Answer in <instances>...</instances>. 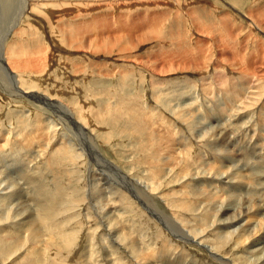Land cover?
Instances as JSON below:
<instances>
[{
	"label": "rangeland",
	"instance_id": "rangeland-1",
	"mask_svg": "<svg viewBox=\"0 0 264 264\" xmlns=\"http://www.w3.org/2000/svg\"><path fill=\"white\" fill-rule=\"evenodd\" d=\"M14 3L9 15L0 12V238L14 236L23 242L6 257L2 251L10 242L0 241L4 244L0 245V264H15L14 259L27 264L32 256L42 258L43 264H77L93 243L98 246L95 260L99 264H186L181 257H156L154 252L164 243L172 244L174 253L184 250L187 264H216L210 246L188 240L169 220H177L185 230L192 227L196 235L209 227L202 225V213L208 208L210 211L231 199L232 207L239 210L243 198L250 194L253 198L252 184L244 178V184L238 183L233 190L220 189L224 170L219 174L212 168L228 167L225 172L236 169L241 171L240 176L242 171V176L249 171L243 168L236 150L218 137L217 129L227 124L236 109L229 105L227 111L224 91L246 87L252 77L242 76L241 70L248 73L246 64L262 57L264 31L253 30L252 19L264 30V0ZM114 34L119 46L106 45ZM164 61L170 66L173 62L187 67H172L169 74L150 69L153 62L162 65ZM3 65L17 78L14 90ZM216 80L222 85L214 86ZM20 88L32 97L21 96ZM260 89L262 92L263 87ZM255 92L252 89L253 94L251 90L245 94V105L255 98ZM218 108L220 111L215 110ZM210 114L215 121L208 118ZM212 128L215 134L211 139ZM226 147L231 151L230 158L223 156ZM184 151L188 152V164L182 172L179 161ZM173 156L176 165H165ZM189 173L185 182L180 181ZM130 181L140 185L132 186ZM56 194H62L64 205L53 217L54 232L46 231V235H38L41 241L34 242L30 235L37 226L16 227L23 226V215L37 209L38 198L43 201ZM186 201L192 206L180 207ZM217 227L206 232L207 240L219 239ZM230 230L235 228L225 232ZM59 233L74 236V246L68 250L64 240L59 246L53 244ZM117 241L125 247L113 255L108 248L118 245ZM131 241L151 249L148 260L142 253L134 258ZM157 252L164 255L161 249ZM232 252L233 256L246 257L244 251Z\"/></svg>",
	"mask_w": 264,
	"mask_h": 264
},
{
	"label": "bare ground",
	"instance_id": "bare-ground-1",
	"mask_svg": "<svg viewBox=\"0 0 264 264\" xmlns=\"http://www.w3.org/2000/svg\"><path fill=\"white\" fill-rule=\"evenodd\" d=\"M15 0H2L1 2V7H0V12L1 14H8L9 15V12H11L15 5L14 3ZM256 5V3H255ZM262 7V6H261ZM255 9V8H253ZM252 9V11H253ZM258 9V8H257ZM264 9V8H263ZM251 11V12H252ZM257 11V10H256ZM261 11V10H260ZM258 12V11H257ZM251 14V13H249ZM253 14V12H252ZM252 14H251V17H252ZM6 16V15H5ZM18 15L15 16V18L13 19L14 21L17 20V17ZM253 16H255V14H253ZM261 16V15H260ZM259 16V17H260ZM263 17V16H261ZM7 18V17H6ZM5 18V19H6ZM253 18V17H252ZM251 18V19H252ZM226 19V18H225ZM255 19V18H254ZM252 19V27H253V30L256 29L257 31H264L263 30V27H259L256 25V22L255 20ZM257 19V18H256ZM261 18L258 20L260 21ZM251 21V20H250ZM263 21H264V18H263ZM251 22V23H252ZM151 22L149 21V24ZM258 23V22H257ZM4 24V23H3ZM6 24V22H5ZM224 24V23H223ZM261 24V23H259ZM263 24V23H262ZM261 24V25H262ZM13 25V24H12ZM4 26V25H3ZM6 26V25H5ZM220 26V25H219ZM239 26V25H238ZM229 27V26H228ZM7 28V26H6ZM5 28V29H6ZM14 28V26L12 27ZM230 28V27H229ZM232 28V27H231ZM241 29V28H239ZM121 30V29H120ZM204 30V28H203ZM230 30V29H229ZM118 31V30H117ZM3 33V32H2ZM120 33V32H119ZM194 33V32H193ZM253 34H255L253 32ZM146 35V34H145ZM151 35V34H150ZM153 35V34H152ZM151 35V36H152ZM204 35V34H203ZM247 35V34H246ZM250 35V34H249ZM258 38H259V35H257ZM154 37V36H153ZM257 38V39H258ZM118 37L116 36V34H114V36H112V39L111 40H108L106 41V45L107 44H112L114 46H119L120 42L117 41ZM120 39V38H119ZM222 40V39H221ZM102 41V39H101ZM128 41V40H127ZM131 41V40H130ZM142 41V40H141ZM220 41V40H219ZM256 41V39H255ZM260 42V40H257ZM2 42V41H1ZM134 42V41H132ZM131 42V43H132ZM136 42V41H135ZM222 42V41H221ZM137 43V42H136ZM216 44H214V46L216 48H219L220 44L218 45L217 42H215ZM219 43V42H218ZM223 43V42H222ZM135 44V43H134ZM4 44H2L3 46ZM102 45V44H100ZM258 45V44H257ZM256 45V46H257ZM214 47V48H215ZM264 47V46H263ZM0 48H1V45H0ZM59 48V47H58ZM122 48V47H120ZM226 48V47H225ZM261 48V47H260ZM125 49V48H124ZM129 50V49H128ZM214 50V49H213ZM64 51V50H63ZM123 51V49H122ZM203 51V50H202ZM216 51V50H215ZM129 52V51H128ZM229 52V51H228ZM108 53V52H107ZM192 53V52H191ZM233 53V52H232ZM236 53V52H235ZM228 54V53H227ZM202 55V53H201ZM225 55V54H223ZM229 55V54H228ZM235 56V54H232ZM237 56V55H236ZM262 56V57H261ZM261 58L257 61V62H248L246 64V68H247V72L248 73H245L244 70H241V74H243L242 76L244 75H247L248 77H252L251 81L248 82V85L246 87L240 85V86H237L236 88H233L232 90H227V91H224V101L226 102V105H231L233 108L235 107V114L233 115H230L229 116V120H227V124L223 127V128H219L217 129L218 133H219V136L222 141L224 139V141L230 146L232 147L233 149H235V154H239L240 156V161L243 162L244 164V169L247 168L248 173L245 175L242 176L243 174V171H242V174L240 176V172L239 170H230V171H226L225 172V169H227L228 167L226 168H218L219 169H215V168H212L213 171H216L218 172L219 174L224 170V172L222 173V179H220V186L219 188H228V189H235L236 187H238V183H243V178L244 180L246 179L247 182L249 183V181L251 182V190H250V193L251 192H254V195H253V198L250 197V195H248L246 198H243V201H244V205H239V210H236L232 207V203L233 201H229V200H225L226 203L225 204H222L219 205V207H215L213 206L212 208H210V211H208V209L202 213V216H203V219H202V225L203 227L204 226H209L208 230L207 228L205 229H201V230H198L196 235H195V231L194 230H191L190 228H188L187 230H185L182 225L183 224H180L179 222H177V220H174V219H170L169 221L175 226L177 227V230L180 234L184 235L188 240L189 239H193L195 240L194 242L196 241H199V245H208L210 246V249H211V253L214 255V261L216 262V264H264V207H262L264 204V97L263 94H264V85L263 86H258L259 82L260 81H264V49L261 51ZM239 56H237L238 58ZM158 58V57H157ZM225 58V57H224ZM229 58V57H228ZM234 58V57H233ZM247 58V57H246ZM201 59V58H199ZM203 59V58H202ZM236 59V58H235ZM158 60V59H157ZM182 60V59H181ZM195 60V59H194ZM218 60V59H217ZM153 61V60H152ZM151 61V62H152ZM155 61V60H154ZM172 61V60H171ZM197 61V59H196ZM195 61V62H196ZM236 61V60H235ZM253 61V60H252ZM165 63H162V65H160L161 63L160 62H153L154 65L152 64L151 68L152 71L154 70H158L159 73L163 74V73H167L169 74L172 67L174 69H177L179 70H182L184 68V65H174L172 64L173 62H171V66L169 63V61H164ZM199 62V61H198ZM229 62V61H228ZM238 62V61H236ZM243 62V61H242ZM241 62V63H242ZM220 63V62H219ZM222 63V62H221ZM183 64V63H182ZM186 64V63H184ZM231 64V63H230ZM240 64V62H239ZM237 65V63H236ZM232 66V64H231ZM242 66V65H241ZM245 66V65H244ZM156 67V69H155ZM187 66H185L186 68ZM216 67V66H215ZM228 67V66H227ZM239 67V66H238ZM184 68V69H185ZM223 68V67H221ZM225 68V67H224ZM240 68V67H239ZM245 68V67H244ZM229 69V68H227ZM233 69H237V67H234L233 66ZM233 69H231V72L233 71ZM241 69V68H240ZM239 69V70H240ZM11 69H8L6 70L4 65H3V71L5 72L4 74L6 76H8L9 78H11L12 80V83H11V87L14 89H16V82H18L16 79V76L15 74H13V72L10 71ZM173 70V69H172ZM185 71V70H184ZM243 71V72H242ZM237 72V71H236ZM240 72V71H239ZM238 72V73H239ZM234 73V72H233ZM232 74V73H231ZM233 75V74H232ZM233 77V76H232ZM236 77V76H235ZM216 79V78H215ZM250 79V78H249ZM0 80H3L2 77H0ZM8 80V79H7ZM222 80V79H221ZM223 81V80H222ZM166 82V81H165ZM264 83V82H263ZM4 84V82H3ZM222 85L221 81L219 80H216V81H213V85L216 86V85ZM262 85V83L260 84ZM19 87V86H17ZM213 87V86H212ZM217 87V89H218ZM262 92H259L262 88ZM2 88V87H1ZM241 88V89H240ZM210 89V88H209ZM216 89V88H215ZM252 89L253 90H256V92L254 93L255 95V98H251V99H248V100H251L253 102L250 101V104L247 102V104L245 105V102H246V98H245V94L247 95L248 94V91L251 90V93H252ZM21 90V93L22 95L21 96H28V98L32 97V96H29L27 95L28 92L26 93L25 90ZM18 91V90H17ZM24 92V93H23ZM200 92V91H199ZM31 93V92H30ZM33 93V92H32ZM239 93V94H238ZM34 94V93H33ZM223 94V93H222ZM250 94V93H249ZM253 94V93H252ZM37 95V94H35ZM168 95V94H167ZM19 96V95H18ZM169 97V96H168ZM25 98V97H24ZM35 98V97H34ZM223 98V97H222ZM241 98V99H240ZM46 100V98H44V96H42V100ZM240 99V100H238ZM44 100V102H45ZM166 100V99H165ZM48 101V100H47ZM170 102V101H169ZM238 102L239 104L237 105ZM161 103H163V101L161 100ZM56 104H58L56 102ZM189 104V103H188ZM187 104V105H188ZM186 105V104H184ZM61 106L63 107L64 110L67 111V108L64 107L62 104ZM189 106V105H188ZM230 106L229 108H227V111L230 112ZM149 110V109H148ZM163 110V109H162ZM216 111H220V109H215ZM197 111V110H195ZM68 112V111H67ZM184 113V112H183ZM211 113V112H210ZM227 113V112H226ZM69 116L71 118L72 117V114L70 112H68ZM214 115V113H211ZM208 117L210 118L212 121H215L216 118H213V115H211ZM260 114L259 117H257V115ZM58 115V114H57ZM219 115V114H218ZM142 116H144L142 114ZM166 116V115H165ZM216 117V115H214ZM220 116V115H219ZM64 117V116H63ZM145 117V116H144ZM153 117V116H152ZM158 117H159V114H158ZM192 117V116H191ZM221 117V116H220ZM190 118V117H189ZM152 119V118H151ZM162 119V118H161ZM167 119V118H166ZM228 119V118H227ZM77 120V119H76ZM147 120V119H146ZM155 120V119H153ZM210 120V121H211ZM220 120V119H219ZM218 120V121H219ZM156 121V120H155ZM157 122V121H156ZM166 122V121H165ZM176 122V120H175ZM221 122V121H219ZM226 122V121H225ZM73 123V122H72ZM77 123V122H76ZM164 123V122H163ZM168 123V122H167ZM178 123V122H177ZM147 124V123H146ZM159 124V123H158ZM162 124V123H161ZM169 125V124H167ZM159 126V125H158ZM157 126V128L159 129V127ZM79 128H81V130L83 129L82 126H78ZM211 127V126H210ZM182 129V128H181ZM197 129V128H196ZM167 130V129H166ZM211 131L209 132L211 135L210 138L212 139V137L214 138V129H210ZM188 132V131H187ZM82 134V133H81ZM198 134V133H197ZM165 135V134H164ZM178 135V134H177ZM176 135V136H177ZM189 135V134H188ZM202 135V134H201ZM222 135V136H221ZM83 136L85 137V135L83 134ZM175 136V137H176ZM179 136V135H178ZM197 136V135H196ZM189 137V136H188ZM193 137V136H191ZM199 137V136H198ZM216 137V136H215ZM151 138V137H150ZM190 138V137H189ZM87 139V138H85ZM196 139V138H195ZM93 140V139H91ZM165 140V139H164ZM180 140V139H179ZM183 141V140H182ZM181 141V142H182ZM190 140H187L186 142H189ZM223 141V142H224ZM28 142V141H27ZM179 142V145L182 147V143ZM191 142V141H190ZM216 142V140L214 141ZM224 142V143H225ZM192 143V142H191ZM211 143V142H210ZM209 143V144H210ZM67 144V143H66ZM88 144H89V141H88ZM175 144V143H174ZM202 144V143H200ZM209 144H207L208 146H210ZM67 145H72V144H67ZM166 146V144H164ZM193 146V144H191ZM90 146V145H89ZM206 146V145H205ZM163 147V146H162ZM187 147V146H186ZM217 147V146H216ZM223 147V146H222ZM159 148V147H158ZM169 147L167 146V149ZM157 149V148H156ZM177 149V148H176ZM190 149V148H188ZM81 150V149H80ZM184 150V149H183ZM186 150V149H185ZM209 150V149H208ZM211 150V149H210ZM84 151V150H83ZM169 151V150H168ZM193 151V150H192ZM212 151V150H211ZM61 152V151H60ZM159 152V151H157ZM234 152V151H233ZM170 153H171V150H170ZM166 154V153H165ZM201 154V153H200ZM208 154V153H207ZM179 155V154H177ZM209 155H212L213 154H209ZM167 156V155H166ZM165 156V157H166ZM223 156H231V151L226 147V151H225V154ZM206 157V156H204ZM214 157V156H213ZM219 157L221 158L222 156L219 155ZM227 158H230V157H227ZM99 159V158H98ZM163 159V158H162ZM172 160L170 161L169 159V162H166L165 165L167 166H170V164H174V166L176 165L175 162L177 161V158H175V156H173V158H171ZM180 159V157H179ZM214 159V158H213ZM216 159V158H215ZM214 159V160H215ZM238 159V158H237ZM101 160V159H100ZM99 160V161H100ZM158 160V159H157ZM164 160V159H163ZM209 160V159H208ZM217 160V159H216ZM166 161V160H165ZM233 161V160H232ZM231 161V162H232ZM101 162V161H100ZM212 162V161H211ZM217 162V161H216ZM229 162V161H227ZM178 163V162H177ZM179 163H181V168L180 170L185 171V165L188 164V152L184 151L181 153V162L179 161ZM215 164V163H214ZM213 164V165H214ZM226 165V163H224ZM218 165V164H217ZM228 165V164H227ZM109 166V165H107ZM151 166V165H150ZM180 164H178L177 167H179ZM229 166V165H228ZM238 166V165H237ZM241 163H240V166L241 167ZM163 167H166V166H163ZM233 167V166H232ZM173 168V167H172ZM234 168V167H233ZM168 169V168H167ZM170 169V168H169ZM209 169V168H208ZM211 169V168H210ZM106 170V169H105ZM243 170V169H242ZM188 172V170H187ZM245 172V170H244ZM120 173V172H119ZM189 174H186L185 176L182 177V182H185L186 181V177L189 176ZM217 175V174H216ZM193 176V175H192ZM126 177V176H125ZM178 178V177H177ZM198 179V178H197ZM133 180V179H132ZM214 180H215V177H214ZM129 181V180H128ZM193 181V180H192ZM132 182V186H138L140 185L138 182H134V181H130V183ZM113 185L114 182H111ZM219 185V184H218ZM208 187V186H206ZM243 187V186H242ZM199 188V187H198ZM205 188V186H204ZM208 188H211V187H208ZM218 188V187H216ZM249 188V189H250ZM146 189V188H145ZM41 190V189H40ZM106 190V189H105ZM108 190V189H107ZM208 190V189H207ZM210 190V189H209ZM221 191V190H220ZM139 192V191H138ZM145 192V191H144ZM205 192V191H203ZM207 192V191H206ZM211 192V191H210ZM217 192H218V189H217ZM61 193V192H60ZM248 193V192H247ZM46 194V193H45ZM43 194V195H45ZM144 194V193H143ZM207 194V193H206ZM203 193V196H205V200L209 201V197L208 195H206ZM223 194V193H222ZM231 194V193H230ZM234 194V193H233ZM141 195V194H140ZM61 196L62 194H56V197L55 198H47L46 200H36V206H37V209L34 211L36 213L33 214L34 212H31V213H28V215H21L23 217V221L20 222L21 225L23 226H18L16 227L17 229H25V227H35L37 226V229H34L33 233H31L30 235V238L32 240H34V242H39L42 240V238H40L38 235H46L44 233H46V231H52V233L54 232V229L55 227H52L54 226V220H53V217L56 216L57 214V210L59 209V211L62 209L63 205H61ZM177 196V195H176ZM234 196V195H232ZM246 196V195H245ZM244 196V197H245ZM220 198H223L221 197L220 195ZM255 198V199H254ZM212 199V198H210ZM185 200V199H184ZM257 201L258 202V206L255 204ZM237 202V201H236ZM254 203V204H253ZM22 204V203H21ZM192 206V203L189 201H186V202H182V205L180 207L182 208H187V207H191ZM208 206H209V203H208ZM210 207V206H209ZM27 208V207H26ZM58 208V209H57ZM61 208V209H60ZM26 210V209H25ZM30 209L27 210V212H29ZM103 210V209H102ZM109 210H110V207H109ZM204 210V208H203ZM31 211V210H30ZM150 211V210H149ZM6 212V211H5ZM17 212V211H16ZM26 212V211H25ZM157 212V211H156ZM24 213V212H22ZM55 215V216H54ZM14 216V215H13ZM20 216V214H19ZM20 216V217H21ZM10 217V216H9ZM18 217V216H17ZM19 219H22L20 218ZM210 219H211V222H210ZM197 220V218H196ZM200 220V219H199ZM252 221H255L256 224L253 225L252 224ZM31 223H34V225H32ZM199 223V222H198ZM15 227V225H13ZM45 226L47 227V229H45ZM219 226V227H217ZM60 227V226H59ZM216 229L217 232H219V236H217V238L219 239H216L214 241H211V240H207L206 238V232H210L212 231L213 229ZM58 228V227H57ZM230 228H235V230H230V232H225L226 230L230 229ZM16 231V230H15ZM214 231V232H216ZM177 232V233H178ZM66 233V232H65ZM65 233H62L60 235V239L58 238L55 239V240H52V243L56 244V245H60L61 241H63V245L67 247V249L69 250L70 247L74 244V239L73 238L74 236H71V237H67V236H64ZM12 234V233H11ZM73 234V232H72ZM209 234V233H208ZM216 234V233H215ZM218 234V233H217ZM25 235V234H24ZM1 236V235H0ZM63 236V237H62ZM230 236V237H229ZM206 238V239H205ZM143 239V238H142ZM210 239V238H208ZM0 241L2 243V241H9L10 244L7 246V243H5V248H3L4 250L2 251L3 253L6 252V257L9 256L10 253H13V250L14 249H17V248H20V244L21 242H23L22 238H18L16 239V237L14 238L13 237H3L2 235V238H0ZM125 241V240H124ZM130 241V240H129ZM185 241V240H184ZM132 242V241H131ZM210 242V243H208ZM33 243V242H32ZM52 243H50L49 245H51ZM116 243V242H115ZM117 243H119L117 241ZM123 243V241H122ZM138 242H132L129 246V248L131 249V254H134V258H138L141 257V253L143 254L142 258L145 259V260H148V255H152L150 250H146L144 247L140 246L139 244L137 245ZM156 243V242H155ZM198 243V242H197ZM23 244V243H22ZM36 244V243H35ZM52 244V245H53ZM62 244V243H61ZM0 245H4V244H0ZM48 245V246H49ZM107 246V244H105ZM121 242L118 244V245H115V244H112L111 247L112 248H108V249H111L112 251L109 252L110 253H118L119 251L122 250V248L125 247H122L123 245H121ZM19 246V247H17ZM74 246V245H73ZM72 246V247H73ZM103 246V245H102ZM145 246V245H143ZM17 247V248H15ZM71 247V248H72ZM98 247L97 245L95 246V244H91L89 246H87V253L84 254L86 257L81 256L78 260H77V264H99V261L95 260V256L97 254V251H98ZM127 247V246H126ZM178 247V246H177ZM204 247V246H203ZM47 248V247H46ZM52 247H50L51 249ZM54 248V246H53ZM62 248V247H60ZM129 248L127 249L128 251ZM11 249H13L11 251ZM59 249V248H57ZM161 249L162 251H164V255L166 256H162L160 255L157 250ZM156 250V252H153L156 253V257H181L182 259H185L183 262H185L187 264V254H185L182 250V251H178L176 248V252L178 253H174V247L172 246V244L170 243H164V245H161V247ZM179 249V248H178ZM206 249V248H205ZM0 250H2L0 248ZM38 250V249H37ZM45 250V248H44ZM60 250H64L63 249H60ZM5 251V252H4ZM59 251V250H58ZM90 251H92L90 253ZM232 251H244L246 252V257H242V256H239V255H234L233 256V253L235 252H232ZM1 252V253H2ZM18 252V251H17ZM152 252V253H153ZM2 253V255H3ZM153 253V254H154ZM63 254V253H62ZM108 254V252H107ZM148 254V255H147ZM237 254V253H236ZM18 255V254H17ZM34 255V254H33ZM38 255V254H37ZM69 254H67L66 256L68 257ZM114 255V254H113ZM126 255V254H125ZM128 255V253H127ZM138 255V256H137ZM212 255V256H213ZM109 256H112V255H109ZM131 257H133L132 255H130ZM14 257V256H13ZM30 257V256H29ZM33 257L35 256H32V261L30 263H27V264H43L42 263V258L40 259L38 256L36 257V259H33ZM28 258V257H27ZM65 258V256L63 257V259ZM136 258V259H137ZM150 258V257H149ZM30 259V258H29ZM28 259V260H29ZM49 259V258H48ZM57 259V258H56ZM171 259V258H170ZM46 260V259H45ZM62 260V259H61ZM68 260V259H66ZM151 260V259H150ZM22 261V260H21ZM49 261V260H47ZM180 261V260H179ZM189 261V260H188ZM26 262V261H25ZM28 262V261H27ZM66 261H64L65 263ZM13 263L15 264H18L17 261L14 259ZM60 263V262H59ZM172 263V262H171ZM62 264V263H61ZM143 264V263H142ZM177 264V262H176ZM191 264V263H190Z\"/></svg>",
	"mask_w": 264,
	"mask_h": 264
},
{
	"label": "water",
	"instance_id": "water-1",
	"mask_svg": "<svg viewBox=\"0 0 264 264\" xmlns=\"http://www.w3.org/2000/svg\"><path fill=\"white\" fill-rule=\"evenodd\" d=\"M32 94V93H31ZM27 95H30V94H27Z\"/></svg>",
	"mask_w": 264,
	"mask_h": 264
}]
</instances>
